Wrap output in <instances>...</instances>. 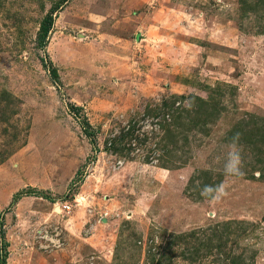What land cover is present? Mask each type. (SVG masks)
Returning <instances> with one entry per match:
<instances>
[{
    "label": "rangeland",
    "instance_id": "obj_1",
    "mask_svg": "<svg viewBox=\"0 0 264 264\" xmlns=\"http://www.w3.org/2000/svg\"><path fill=\"white\" fill-rule=\"evenodd\" d=\"M0 264H264V0H0Z\"/></svg>",
    "mask_w": 264,
    "mask_h": 264
},
{
    "label": "clouds",
    "instance_id": "obj_2",
    "mask_svg": "<svg viewBox=\"0 0 264 264\" xmlns=\"http://www.w3.org/2000/svg\"><path fill=\"white\" fill-rule=\"evenodd\" d=\"M239 139L240 134L236 133L227 146V159L224 164V175L226 177L243 175ZM227 194V184L225 182H220L215 185H204L201 189V195L211 202H218L227 196Z\"/></svg>",
    "mask_w": 264,
    "mask_h": 264
},
{
    "label": "built area",
    "instance_id": "obj_3",
    "mask_svg": "<svg viewBox=\"0 0 264 264\" xmlns=\"http://www.w3.org/2000/svg\"><path fill=\"white\" fill-rule=\"evenodd\" d=\"M60 210H62L61 212L70 213L72 211V206L71 205H64L62 208H60Z\"/></svg>",
    "mask_w": 264,
    "mask_h": 264
},
{
    "label": "trees",
    "instance_id": "obj_4",
    "mask_svg": "<svg viewBox=\"0 0 264 264\" xmlns=\"http://www.w3.org/2000/svg\"><path fill=\"white\" fill-rule=\"evenodd\" d=\"M40 30H41V34H44V32H46L45 25H43V27Z\"/></svg>",
    "mask_w": 264,
    "mask_h": 264
}]
</instances>
